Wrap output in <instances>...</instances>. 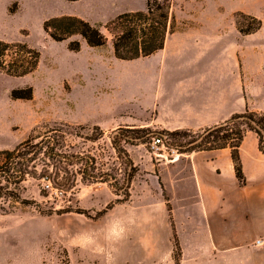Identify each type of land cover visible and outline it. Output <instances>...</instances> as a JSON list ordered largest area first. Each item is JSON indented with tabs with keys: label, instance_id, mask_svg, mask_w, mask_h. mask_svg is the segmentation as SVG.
<instances>
[{
	"label": "rangeland",
	"instance_id": "obj_1",
	"mask_svg": "<svg viewBox=\"0 0 264 264\" xmlns=\"http://www.w3.org/2000/svg\"><path fill=\"white\" fill-rule=\"evenodd\" d=\"M217 4L233 21L226 28L234 26L235 45L246 52L250 73L260 76L258 82L251 84L258 93L257 110L252 112L264 113V0H174V31L192 26L194 18L205 12L203 8L209 11ZM144 9L145 0H0V39L26 42L40 53L38 67L31 74L11 77L0 72V150L14 148L34 131L44 132L54 124L67 123L76 127L74 132L79 136L86 137L70 139L76 145L74 151L95 157L98 166L115 174L119 183L130 169L112 146V137L119 129L123 138L118 140V147L127 157L146 159L143 170L131 160L136 171L126 200L124 194L117 195L106 183H78L75 196L67 203L70 212L46 216L26 207L0 213V264L178 262L180 255L174 236L169 259V243L164 245L162 229L156 227L153 231L146 222L148 211L156 210L160 204L157 182L147 171L157 174L159 164L149 152L151 138L140 128L142 123L122 124L121 117L134 116L120 113L117 104L111 107L120 98L113 91L118 82L117 68L112 69L111 43L92 48L75 36L71 40L80 42V50L71 52L67 49L68 41L55 42L42 29L43 22L54 16L73 15L91 24L104 25L118 14ZM237 12L261 20V28L252 34H240ZM240 21L244 28L253 26L249 19ZM28 88L32 89L31 100L11 98L12 93ZM28 194L49 205L37 195L34 185H30ZM163 195L165 198L166 194ZM64 203L59 200L55 205L60 207ZM152 251L153 257L149 256Z\"/></svg>",
	"mask_w": 264,
	"mask_h": 264
},
{
	"label": "crops",
	"instance_id": "obj_2",
	"mask_svg": "<svg viewBox=\"0 0 264 264\" xmlns=\"http://www.w3.org/2000/svg\"><path fill=\"white\" fill-rule=\"evenodd\" d=\"M202 10L192 26L169 34L156 53L131 61L114 57L113 91L120 98L111 107L117 104L120 113L135 117H121L122 124L198 132L257 110L251 84L260 76L250 73L246 52L237 49L234 26L226 28L233 21L219 4ZM239 158L245 184L235 176L229 148L180 152L176 161L157 165V174L147 169L160 204L148 211L146 222L153 231L162 229L169 259L175 233L179 264H264V154L254 132L245 133ZM131 160L144 169L146 159Z\"/></svg>",
	"mask_w": 264,
	"mask_h": 264
},
{
	"label": "trees",
	"instance_id": "obj_3",
	"mask_svg": "<svg viewBox=\"0 0 264 264\" xmlns=\"http://www.w3.org/2000/svg\"><path fill=\"white\" fill-rule=\"evenodd\" d=\"M173 4L174 0H145L144 10L118 14L104 25L91 24L73 15L54 16L43 22L42 29L55 42L68 41L67 49L71 52L80 50V42L71 40L78 36L92 48L102 47L110 42L116 59L131 61L148 57L163 48L166 37L175 28ZM235 18L237 30L242 35L252 34L262 26L261 20L241 12H237ZM240 19H249L253 26L244 28ZM39 60V51L28 43L0 39V72L11 77L26 76L36 70ZM10 96L12 99L31 100L32 89L12 93ZM75 128L67 123L54 124L44 132L34 131L33 135L12 149L0 150L1 214L26 207L46 216L70 212L72 210L67 203L75 196L78 183H106L115 189L117 195L124 194L126 198L123 200L129 197L128 189L136 170L127 153L118 147V140L123 138L121 130L112 137L111 142L116 154L125 158L130 169L124 173L122 182L119 183L115 174L103 171L98 166L95 157L74 151L76 145L70 139H86L75 133ZM142 129L146 130L150 138L154 135H166L170 140L169 145L177 147L181 153L229 148L235 176L240 184H245V178L239 158V146L247 131L257 135L259 149L264 154V113L246 110L198 132ZM184 138L188 139L182 141ZM30 185L36 187L37 195L45 199L48 206L28 194ZM59 200L65 203L56 207ZM165 200L167 201L166 197ZM167 207L169 211L168 204ZM173 236L180 255L175 233ZM176 264H179V260Z\"/></svg>",
	"mask_w": 264,
	"mask_h": 264
},
{
	"label": "built area",
	"instance_id": "obj_4",
	"mask_svg": "<svg viewBox=\"0 0 264 264\" xmlns=\"http://www.w3.org/2000/svg\"><path fill=\"white\" fill-rule=\"evenodd\" d=\"M169 139L166 135H154L149 143V152L154 156V162L161 164L163 162H174L178 159L179 150L177 147L169 145ZM257 240L255 244H259Z\"/></svg>",
	"mask_w": 264,
	"mask_h": 264
}]
</instances>
